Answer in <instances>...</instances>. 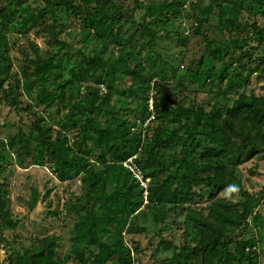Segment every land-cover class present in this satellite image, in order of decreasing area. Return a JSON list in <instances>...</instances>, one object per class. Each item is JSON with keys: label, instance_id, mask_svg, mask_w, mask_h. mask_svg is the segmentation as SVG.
<instances>
[{"label": "trees", "instance_id": "obj_1", "mask_svg": "<svg viewBox=\"0 0 264 264\" xmlns=\"http://www.w3.org/2000/svg\"><path fill=\"white\" fill-rule=\"evenodd\" d=\"M34 1L36 7L30 4ZM209 1L205 12L199 10L191 0H165L161 15L154 23L162 28L170 24L173 26L188 5L198 9L194 13L196 25L193 32L202 34L201 25L208 22V18L204 19L203 15L211 13V7L217 9L218 23L222 31L227 29L230 43L225 46L207 42L210 47L206 48V54L199 62L200 70L188 76L199 85L207 83L232 91L236 95L237 115H243L245 127L222 119L221 108L213 107L208 113L199 104H194V110L191 107L173 106V101H166L165 108L161 110L157 98L162 91L158 86H167L174 97L185 89L183 85L154 81L153 70L147 69L140 60L130 64L124 71L120 70L130 59L128 51L131 49V38L127 35L133 33V28L135 30L140 27L134 25L132 14H127L116 0H0V61L9 63L6 72L0 70L2 101L7 104L12 87L11 84L7 88L3 86L12 66L8 41L11 30L18 35H26L37 28L48 36L47 45L56 49L48 58L38 54L40 50L37 48H34V58L22 52L21 89L37 94L40 103L46 107L51 101L63 103L67 89L75 82L94 81L95 84L106 87V92L101 95H98L97 88L93 89V93H88V97H95L90 111L79 100L72 106L70 126L80 130L76 138L69 141L59 134L53 136L50 130L41 128L42 118H37L28 133L18 129L7 135V140H0V162L6 157L18 158L23 168L27 159L31 165L48 162L53 165V174L57 180L79 178L81 184L80 195L66 205L68 211L77 215L69 230L66 254L62 258L53 255L48 260L43 254L28 256L25 252L17 253L11 264H67L69 261L78 264H134L133 253L136 246H128L122 233L137 232L134 220L145 205L159 208L172 203L175 208L185 212L186 207L196 198L206 196L214 200L225 190L230 196L245 197L241 208L233 210L232 207L236 204H228L225 210L210 207L209 212L219 225H214L200 215L193 217L194 224L200 228L196 244L182 247L161 264L257 263L254 252L244 251L255 244V239L239 243L227 234L232 227L246 231L249 225L259 227L260 224L254 217L256 203H251L253 196L242 188L237 178L229 177L226 172L235 162L246 161L264 153V147L257 140V137L264 139L261 133L264 126V96L246 94L249 79L256 70L264 74V54L257 55L258 46H248L246 51L237 56L234 64L228 63L227 58L231 49L241 50L242 43L237 34L232 32L234 23L233 16H229L232 13L230 11L235 7L244 8L247 1L249 12L264 16V0H234V9L232 0ZM65 17L76 18L81 27L103 47L115 46L119 51L117 58L111 62L104 58L101 51L84 54L81 49L70 54L66 42L57 38V29L61 27ZM150 21L144 19L141 24L145 25ZM252 26V34L262 38L264 43L263 30L257 32L259 27L254 23ZM177 30L178 26L170 32L176 33ZM170 32L167 31L166 34L170 35ZM215 61L220 63L219 68ZM119 73L122 79H130V91L139 100L133 121L130 122L126 116H118L102 108L109 99L110 92L116 89V77ZM50 75L56 77L53 85L47 88L45 83ZM150 90L154 92L155 119L145 125L150 115L147 107ZM16 104L15 100L11 102V105ZM166 115L171 116L170 124L176 127H151L152 123L162 120ZM100 116H106L104 126L97 122ZM137 119L139 123L136 122ZM255 134H258L257 137ZM92 136L96 138V148L91 150L88 141ZM175 139L182 143L179 152L175 150ZM138 149L141 150L139 154ZM173 150L171 162L165 163L163 159L166 152ZM134 154H138L135 163L144 171L145 177L150 179L146 196L129 171L122 167V162ZM163 163L167 165L163 167ZM168 163L171 164L170 167ZM201 167L202 173L208 171L212 174H198ZM167 168L174 173L176 182L170 181L169 174H163ZM193 185L200 187L199 194L192 192ZM263 194L261 191L260 196ZM1 219L9 226L12 225L6 212H3L2 205ZM263 235L260 234L259 241L264 245ZM160 243L163 250L170 249L168 241L161 240ZM233 244L236 246L234 252L230 248ZM94 246H97V251ZM262 249L264 255V248Z\"/></svg>", "mask_w": 264, "mask_h": 264}, {"label": "rangeland", "instance_id": "obj_2", "mask_svg": "<svg viewBox=\"0 0 264 264\" xmlns=\"http://www.w3.org/2000/svg\"><path fill=\"white\" fill-rule=\"evenodd\" d=\"M164 1L116 0L117 4L127 14H132L134 25L140 27L135 30L133 28V33L127 35L131 38V49L128 51L130 59L126 63L127 65H124L120 70L124 71L130 64L133 65L140 60L147 69L153 70L154 81L179 83L185 87L174 97L171 95L169 101H173V106L180 105L194 109L196 107L194 104H199L208 113L213 107L221 108L222 119L245 127L243 115H237L236 95L232 91L226 87L220 88L207 83L199 85L191 81L192 78L190 79L188 76V74L191 75L200 70L199 62L206 54V48L210 47V42L225 46L230 43V34L227 29L222 31V27L218 23L217 9L211 7V13L203 15L204 19L208 18V22L201 25L202 34H195L193 32L196 25L194 13H197L195 11L198 9L191 8L187 4L181 18L177 19L173 26L172 24L165 28L156 26L154 21L161 15ZM232 1L234 9L236 5L234 4L235 1ZM191 2L196 3L199 10L203 11L210 4L209 0H191ZM245 2L244 8L235 7L229 15L233 16L232 32L242 40L241 50H230L227 62L232 64L235 63L237 56L242 51L248 49V46H258L257 55L264 54L262 38L252 34V24L254 23L259 27L257 32L263 30L262 36L264 37V16L249 12L250 7L248 2ZM30 4L36 7L35 1ZM144 19L151 21L145 25L141 24ZM46 21L50 23V21ZM177 26L176 33L170 32ZM242 26L246 28L242 29ZM57 31V38L66 42L70 48V50L68 49L70 54L81 49L84 54L101 51L104 58L111 62L117 58L119 51L115 46L103 47L100 42H96L92 35L81 27L76 18L65 17ZM167 31L170 32V35L166 34ZM8 41L12 66L9 68L8 78L3 86L7 88L8 84H11L12 87L10 96L6 101L7 104L0 99V140H7V135L13 134L18 129L28 133L30 126L37 118H42L41 128L50 130L53 136L59 134L60 137H67L69 141L76 138L79 128L70 126L72 121L69 116L72 106H74L75 101L79 100L86 110L90 111L93 106L92 100L95 97L94 95L88 97V93H93L95 91L93 89L97 88L98 95H101L106 92V87L103 84H95L94 81L81 80L73 83L67 89L63 103L51 101V104L46 107L40 103L37 94L21 89L22 52H25L30 58H34L36 56L34 48H37L40 50L38 54L48 58L56 49H51L47 45L48 36L39 32L37 28L26 35H18L11 30ZM150 46H152L151 49ZM215 65L217 68L220 67L218 61H215ZM8 66L7 61H0V70L6 72ZM4 75L6 74L4 73ZM55 77V75L47 77L45 83L47 88L53 85ZM116 78V89L110 92V97L102 105V108L112 111L118 116H126L129 122L133 121L135 108L139 102L138 97H135L134 93L130 91L129 78L122 79L120 73ZM0 93L2 94V92ZM249 93L257 97L264 96V74H260L258 69L249 79L246 94ZM13 100L17 103L16 105H11ZM87 119L85 118V120ZM97 122L104 126L106 116L98 117ZM170 123L171 116L166 115L162 120L152 123L151 127H176ZM80 124L82 126V123ZM261 131L264 135V126ZM257 135L255 134V137ZM257 140L264 147V139L257 137ZM174 144L176 152H179L182 146L181 141L175 139ZM88 145L91 150L96 148L95 136L90 138ZM173 153L174 150L166 152L163 159L165 163L171 162L170 158ZM5 154L7 155V153ZM165 163L162 164L163 167L167 165ZM0 165L2 166L0 169V205L3 206V212H6L7 218L12 222V225L9 226L5 221L0 220V264H11L17 253L23 254L24 252L28 256L43 254L48 257V260L53 255L62 258L69 246V230L77 217L73 212L66 209V205L74 201L81 193L79 178L67 181L57 180L53 174L54 167L48 162L43 165H31L27 159L26 166L23 168L20 166L18 158L6 157L3 162H0ZM170 165L168 163V167ZM201 171L202 167L198 169V174H212V172L202 173ZM165 173L166 176L168 174L171 176V182L177 181L173 178L174 173L170 168H167L163 174ZM226 173L231 178L232 176L237 178L241 182L242 188L253 196L251 203H256L254 217L258 220V225L260 224L259 227L249 225L246 231L232 227L228 229L227 234L239 243L248 239H255V244L244 251L245 253L254 252L257 256L256 264H264L262 249L264 245L263 242L259 241L260 234H264V194L260 196V192H264V153L246 161L235 162L232 167L227 169ZM191 190L195 194L200 193L198 186L193 185ZM244 201L245 197L230 196L225 190L219 193L214 200H210L206 196L201 197V199L196 198L186 207L185 212L175 208L172 203L164 204L159 208H154L149 204L147 205L150 207L145 205L136 215L135 220L133 218L137 232L133 234L122 233L128 246H136L133 253L134 264H161L179 252L182 247L193 246L196 244V237L200 229L194 224L193 217L200 215L214 225H219L210 214V207L225 210L226 206H229L228 204H236L232 209L237 210L241 208L240 205ZM187 213L188 215H186ZM161 240L168 241L170 249L163 250L164 248L160 245ZM230 248L232 252L236 250L234 244ZM94 250L97 251V246H94ZM67 264L78 263L69 261Z\"/></svg>", "mask_w": 264, "mask_h": 264}, {"label": "built area", "instance_id": "obj_3", "mask_svg": "<svg viewBox=\"0 0 264 264\" xmlns=\"http://www.w3.org/2000/svg\"><path fill=\"white\" fill-rule=\"evenodd\" d=\"M153 90H150L149 96L147 99V107H148V112L150 113L146 123L148 124L149 122H152L155 119V112H154V103H153ZM137 123H139V120H136ZM141 150L138 149V154ZM138 154H134L124 162H122V167L125 170H128L131 176L133 177L134 180L139 184L140 188L143 190L144 195H147V190L150 186V179L145 177L144 171L141 169L139 165L135 163V160L138 157ZM146 202V201H145Z\"/></svg>", "mask_w": 264, "mask_h": 264}, {"label": "water", "instance_id": "obj_4", "mask_svg": "<svg viewBox=\"0 0 264 264\" xmlns=\"http://www.w3.org/2000/svg\"><path fill=\"white\" fill-rule=\"evenodd\" d=\"M158 87L161 89L162 94L158 96L157 103L160 109L163 110L165 108V102L171 99L172 93L167 86L160 84Z\"/></svg>", "mask_w": 264, "mask_h": 264}]
</instances>
